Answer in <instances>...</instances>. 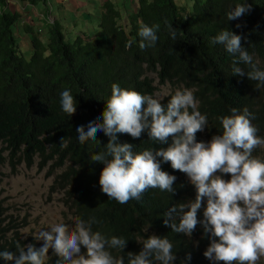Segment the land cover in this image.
Masks as SVG:
<instances>
[{"label":"trees","instance_id":"obj_1","mask_svg":"<svg viewBox=\"0 0 264 264\" xmlns=\"http://www.w3.org/2000/svg\"><path fill=\"white\" fill-rule=\"evenodd\" d=\"M244 3L251 5V10L228 21L227 13ZM0 4L4 8L0 13V171L8 167L16 173L23 165L32 168L40 159V169L49 167L48 174L56 175L54 185L67 207L75 211L78 220L86 225L91 222L93 232L124 238L130 250H136L137 243L150 235L165 236L173 241L177 264L188 255L192 263L209 264L201 256L203 244H195L201 231L187 236L164 223V213L185 204L188 198L194 201L196 189L175 180L173 194L149 188L140 200L126 204L109 199L99 184L105 165L90 157L106 151L110 137L101 131L97 140L80 143L76 129L87 128L98 117L103 122L113 83L157 99L161 86L172 85L171 93L193 92L200 102L197 109L212 120L213 133L223 131L217 121L220 117L233 115V108L241 114L247 108L258 133L264 136V85L258 87L259 82L247 74L232 75L235 57L223 45L212 42L225 30L241 35L253 63L264 70V0H137L127 7L124 1L104 0L98 26L83 32L85 38L80 34L75 39L69 37L64 17L47 21L48 32L43 33V27L23 21L25 13L12 11L7 0ZM142 25H159L155 46L143 50L138 35ZM25 35L32 45L28 54L21 45ZM239 66L245 73L250 70L248 65ZM64 90L71 93L77 106L72 117L61 107ZM174 94L160 99L162 104L166 106ZM63 140L66 146L62 147ZM118 142L133 144L134 153L158 148L157 143H139L127 134H118ZM258 156L264 157L263 152L259 150ZM0 204V251L8 249L18 256L17 245L26 244L19 220ZM29 241L37 249L43 246L33 235ZM81 252L86 255V248L81 246ZM58 262L68 264L49 249L45 264ZM0 264H15V260L0 258Z\"/></svg>","mask_w":264,"mask_h":264},{"label":"clouds","instance_id":"obj_2","mask_svg":"<svg viewBox=\"0 0 264 264\" xmlns=\"http://www.w3.org/2000/svg\"><path fill=\"white\" fill-rule=\"evenodd\" d=\"M250 10L248 3L237 4L227 13V19L236 20ZM158 30L159 25L141 26L138 35L142 50L155 46ZM172 37L175 39V32ZM212 42L223 45L235 57L232 75L247 74L250 80L259 82L258 87L264 85V70L253 63V56L242 46L241 35L225 30ZM241 64L250 70L245 73ZM169 94L174 95L165 106L160 99L113 83L102 113L103 122L98 117L87 128L76 129L80 143L97 140L101 131L110 137L106 151L90 157L92 162L105 165L99 177L102 192L109 199L126 204L132 199L140 200L149 188L173 194L175 180L188 183L196 189L195 200L188 198L185 204L171 207L164 213L165 225L187 236L201 231L195 236V244H203L201 256L209 264H264V157L258 156L259 150L264 154V136L258 133L253 114L247 108L242 114L233 108V115L217 120L223 129L217 135L211 130L212 120L197 109L200 102L191 90ZM60 103L64 113L71 117L76 113L74 97L68 90L61 92ZM118 134L130 135L139 143H157L158 148L134 153L133 144L118 142ZM61 146H66L64 140ZM37 162L40 164L41 160L36 159L34 166ZM0 203L9 216L19 220V231L26 242L24 247L17 245L18 256L0 251V258L15 260V264H45L49 249L68 264H177L174 244L168 237L150 235L137 243L136 250H130L124 238L107 234L110 238H106L92 231L91 222L86 225L83 220H77L73 231L66 224L57 223L51 232L42 230L36 236H26L28 217L23 225L21 215L13 212L4 199ZM32 235L43 244L39 249L30 244ZM81 246L86 248V255ZM179 264L200 262L192 263L188 255Z\"/></svg>","mask_w":264,"mask_h":264},{"label":"rangeland","instance_id":"obj_3","mask_svg":"<svg viewBox=\"0 0 264 264\" xmlns=\"http://www.w3.org/2000/svg\"><path fill=\"white\" fill-rule=\"evenodd\" d=\"M185 1V0H184ZM12 4L11 0H8ZM45 33L48 32L47 24ZM37 27V26H36ZM93 29V24H80V29ZM44 35V34H42ZM28 35L22 38V49L27 54L32 49L31 43L27 42ZM30 47V48H29ZM31 55V54H30ZM173 87H162L160 99L171 93ZM39 162L32 168L27 165L22 166L18 172H13L10 168H2L0 171V199L5 200V204L17 215H21V222L25 225V218L28 217L24 229V234L35 236L42 230L51 232V227L57 223H64L69 231L75 230L78 220L77 214L69 209L65 203V197L54 185L56 175L48 174L49 167L40 169Z\"/></svg>","mask_w":264,"mask_h":264},{"label":"crops","instance_id":"obj_4","mask_svg":"<svg viewBox=\"0 0 264 264\" xmlns=\"http://www.w3.org/2000/svg\"><path fill=\"white\" fill-rule=\"evenodd\" d=\"M11 1L12 4H9V8L12 11L25 13L24 22L27 21L34 25H44L46 24V19L54 22L59 17L66 18L69 37L75 39L80 34L84 38L86 36L83 32H87L88 29L84 28L82 32L80 29L81 23L85 25L92 23L93 27L98 26L101 19V6L104 0H69L66 3H63L62 0H47V3H39L37 5L24 4L17 0ZM118 1H124L127 7L129 3L134 6L137 0ZM3 10L4 8L0 4V13ZM27 42H29L28 38Z\"/></svg>","mask_w":264,"mask_h":264},{"label":"bare ground","instance_id":"obj_5","mask_svg":"<svg viewBox=\"0 0 264 264\" xmlns=\"http://www.w3.org/2000/svg\"><path fill=\"white\" fill-rule=\"evenodd\" d=\"M226 83V82H225ZM51 173V172H50ZM103 201V200H102ZM1 205V204H0ZM108 210V209H107ZM143 211V210H142ZM108 212V211H107ZM153 213V212H152ZM108 214V213H107ZM105 214V215H107ZM114 214V213H113ZM103 215V214H102ZM140 224V223H139ZM177 236V235H176ZM35 244V243H34ZM176 246V245H175ZM22 247V246H21ZM8 250V249H7ZM18 252V251H17Z\"/></svg>","mask_w":264,"mask_h":264}]
</instances>
